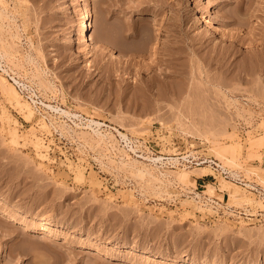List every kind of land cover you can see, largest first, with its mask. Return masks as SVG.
I'll list each match as a JSON object with an SVG mask.
<instances>
[{
    "label": "rangeland",
    "instance_id": "1",
    "mask_svg": "<svg viewBox=\"0 0 264 264\" xmlns=\"http://www.w3.org/2000/svg\"><path fill=\"white\" fill-rule=\"evenodd\" d=\"M263 36L264 0H0V77L38 101L0 89V264H264Z\"/></svg>",
    "mask_w": 264,
    "mask_h": 264
},
{
    "label": "bare ground",
    "instance_id": "2",
    "mask_svg": "<svg viewBox=\"0 0 264 264\" xmlns=\"http://www.w3.org/2000/svg\"><path fill=\"white\" fill-rule=\"evenodd\" d=\"M90 16H91V8H90V6H89V4L88 3H83L82 4V7H81V12H80V20H79V23H78V37H79V39H80V41L81 42H83V43H85L86 45L87 44H91V43H93V41H91L90 40V38H89V35H88V26L90 25ZM219 28L220 29H222L221 28V26H219ZM222 31H224V30H222ZM264 37V36H263ZM69 41H71V40H69ZM1 47V49H0V66H1V58H8V57H10V55H11V52H10V50L8 49V47L6 46V45H0ZM261 46H263L262 44H261ZM262 49V48H261ZM6 69V68H5ZM4 68H2V71H5L6 72V70H5ZM10 69V68H9ZM11 70V69H10ZM4 72V73H5ZM8 73V72H7ZM17 78V77H16ZM15 77H11V80H12V82H10L9 80H6V78H4V77H0V89H1V92H2V94H3V97L13 106V107H15L16 109H18V111L22 114V116H23V118H24V120L25 121H30L31 120V118L33 117V113H34V107H33V105H35V103H37L36 102V100L34 99V97L33 96H30V98H31V101L29 102V101H26V100H24V99H22V96H21V94H20V92L17 90V88H16V86L15 85H18V86H22V87H25L26 86V84H24V82H21L20 80H18V79H16ZM49 82V81H48ZM48 82H44V83H46V84H49ZM144 82H146V80L144 81ZM42 83H43V81H42ZM42 83H40V81H39V86H40V84L42 85ZM45 84V85H46ZM147 84V83H146ZM28 85V84H27ZM46 86H48V85H46ZM51 88H52V86L51 85H49ZM46 88V87H45ZM49 87H47V89H48ZM34 89V88H33ZM32 89V90H33ZM33 93V92H32ZM31 102L33 103V105L31 104ZM44 104V103H43ZM46 105V104H45ZM44 105V106H45ZM46 107H49V108H51V109H53V110H58L59 112H58V114H69V112L67 111V110H65V109H62V108H60V107H54L53 105L51 106V105H46ZM145 108H147L148 109V107H145ZM142 109V108H141ZM144 109V108H143ZM141 110V111H144V110ZM146 109V110H147ZM151 109V108H150ZM154 109V108H153ZM152 110V109H151ZM1 111H4V110H1ZM5 112V111H4ZM3 114H5V113H3ZM65 115V116H66ZM74 115V114H73ZM70 116V115H69ZM2 118V117H1ZM5 118L7 119V121H8V119H9V117L6 115L5 116ZM71 118V117H70ZM9 122V121H8ZM7 122V123H8ZM73 122H75V121H73ZM13 123H14V121H13ZM40 123H42V124H40L41 125V127H45L46 128V126H47V124L48 123H46L43 119H42V122H41V120H40ZM52 123V125L54 124L53 123V121L51 120V122H50V124ZM85 123H87L86 124V126L87 127H89L93 132H95V133H101V130H100V128H99V125H101L99 122H97V121H94V120H89V122H85ZM61 124V123H60ZM59 124V126L60 127H62L63 125L61 124L60 125ZM82 124V123H81ZM10 127V126H9ZM8 127V128H9ZM64 128V127H63ZM113 128V127H112ZM29 129V128H28ZM9 130V129H8ZM117 132H118V135L120 136V138H121V140L125 143V145L124 146H128L129 147V149L131 148V149H133L134 147H133V142H132V140L128 137V135L126 134V133H123L122 131H120V130H116ZM108 133V132H107ZM106 133V134H107ZM10 136V141L12 142V143H17L18 141H17V139H18V135H17V132H16V130H15V128L14 127H12V129H11V132L10 133H8ZM264 134V133H263ZM104 135V134H103ZM111 135V134H110ZM263 137H264V135H262ZM110 138H111V136H109ZM113 137V136H112ZM118 140V139H117ZM256 143H260V138L257 140V141H255ZM33 143V142H32ZM258 143V144H259ZM123 144V143H122ZM34 146H36V148L38 149L39 147H41L42 146V143H41V141L40 140H36V138H35V141H34V144H33ZM219 145V147L217 148H214V150H216L217 149V151L215 152V153H217V154H219L220 156H218L219 158H221V157H223L226 161H228L229 162V160H230V162H231V160L233 161V157H234V152H235V149H234V151H233V148L235 147H233V145H220V144H218ZM217 145V146H218ZM124 146H122V147H124ZM216 146V145H215ZM214 146V147H215ZM112 147H113V144H112ZM233 147V148H232ZM118 148V150L120 149V147H117ZM122 150V149H121ZM229 150H230V153H233V154H231V155H233V157L230 155V153H229V156L230 157H232V158H230L229 160H227V156H226V154L228 155V152H229ZM122 151H124V148H123V150ZM135 151V150H134ZM233 151V152H232ZM123 153H125V151L123 152ZM216 154V155H217ZM145 158H148L151 162H153L154 164H157V163H160L161 165L163 164V163H176L177 161H179V159H180V157H173V156H171V157H163V156H161V155H158V156H155V157H153V156H148V157H146L145 156ZM144 158V159H145ZM181 158H186V156H181ZM166 159V161H164ZM226 161H224V162H226ZM139 162V161H138ZM132 163H134V162H132ZM136 163V162H135ZM131 164V163H130ZM129 165V164H128ZM145 166V165H144ZM144 166L142 167V165H141V169H139V173H141L142 171L143 172H146V170H147V172L148 171H150V170H148V169H146L145 170V168H144ZM146 167H147V165H146ZM148 167H150V166H148ZM147 167V168H148ZM200 168H203V167H200ZM145 170V171H144ZM231 172V171H230ZM149 173V172H148ZM166 173V172H165ZM141 174H143V173H141ZM78 175V176H77ZM77 177H79V178H82V174H81V172H79V174L77 173ZM178 177L177 178H179V179H182L183 181H184V179H186L187 178V171H185V169L183 168L182 169V171L180 172V173H178V175H177ZM263 182H264V180H263ZM208 185V187L211 189L212 188V185L211 184H207ZM212 191V190H211ZM195 196L196 197H198L199 196V193H197V192H195ZM1 212V214H0V216H2L3 214H4V212H2V211H0ZM12 220H15V218H11ZM42 222V221H41ZM43 223H46L45 221L43 222ZM42 223V224H43ZM28 227V226H27ZM45 227V226H44ZM40 231V230H39ZM42 231V230H41Z\"/></svg>",
    "mask_w": 264,
    "mask_h": 264
},
{
    "label": "built area",
    "instance_id": "3",
    "mask_svg": "<svg viewBox=\"0 0 264 264\" xmlns=\"http://www.w3.org/2000/svg\"><path fill=\"white\" fill-rule=\"evenodd\" d=\"M192 159H188L187 161L192 163V164H195V165H199L201 163H204L206 162V159H203L201 156L199 157H191Z\"/></svg>",
    "mask_w": 264,
    "mask_h": 264
}]
</instances>
